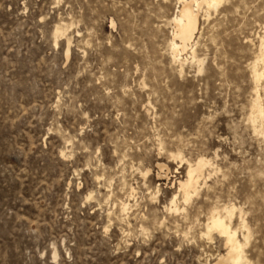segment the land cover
<instances>
[{
	"label": "rangeland",
	"instance_id": "rangeland-1",
	"mask_svg": "<svg viewBox=\"0 0 264 264\" xmlns=\"http://www.w3.org/2000/svg\"><path fill=\"white\" fill-rule=\"evenodd\" d=\"M179 2L0 0V264H227L226 239L205 234L229 205L264 264V135L248 119L264 0L203 7V63L189 48L184 73L169 56ZM200 157L211 176L186 204Z\"/></svg>",
	"mask_w": 264,
	"mask_h": 264
},
{
	"label": "bare ground",
	"instance_id": "bare-ground-1",
	"mask_svg": "<svg viewBox=\"0 0 264 264\" xmlns=\"http://www.w3.org/2000/svg\"><path fill=\"white\" fill-rule=\"evenodd\" d=\"M180 7L179 11L176 12L177 15L172 19V24L175 26V31L172 34L173 39H171V43L169 45V51L171 56V61L174 65H179L181 69V73H184L185 66L188 60L184 59V53H187L189 48L193 51L192 43L195 40V36L199 30V22H200V10L203 7H206V16L208 18L211 17V12L215 11L218 12L219 9L222 7L226 0H179ZM178 3V4H179ZM63 26H66L63 24ZM61 27V26H60ZM57 27L56 31V45H58V41L62 36H65L62 32V27ZM67 33V32H65ZM65 39V38H64ZM260 52L257 55L255 62H253L252 68V79L254 78L255 81V92H254V100L252 105V113L250 114V123L252 129L258 134L259 137L264 135V103L261 101L260 90L261 83L264 80V35L261 37V44H260ZM70 51H68L69 53ZM193 62H197L200 65L203 63V60H200L196 53L193 51L191 56ZM251 70V69H250ZM202 71V69L200 70ZM253 81V80H252ZM264 84V83H263ZM253 124V126H252ZM255 134V135H256ZM264 137V136H262ZM264 140V139H263ZM172 155V154H170ZM173 158H179L182 162H185L184 158L181 155H172ZM172 158V159H173ZM188 172L187 178L185 181H181L179 183L180 192H182L183 200L186 204H190L194 197L199 194L200 185L204 182L207 184V178L211 176V173H206V170L213 167V162L211 159L206 157H200L197 159L195 164H192L188 161ZM217 172H219L217 170ZM209 180V178H208ZM222 206V205H221ZM130 205L125 203H121V208L123 213L127 212L130 208ZM220 208V207H219ZM169 211L173 213H180L181 209L177 203V197L171 201V207L169 206ZM240 211L235 205H229L223 207V209L215 208L212 215L207 220L206 229L207 233L206 236L212 234V232H218L223 238L226 239V245L228 248L227 257L231 262V264H251L248 260L245 248L250 243L251 239V232L248 226V223L245 220L244 212L241 210L239 212V223H241L242 230L247 231L248 234H243V238L245 243L240 239L239 230L238 228H234L233 221L237 211ZM121 211V210H120ZM121 211V212H122ZM185 210H183L184 212ZM225 212L226 215H222ZM122 213V214H123ZM241 230V229H240ZM225 260L221 258L217 264H222V261ZM227 262V260H226ZM227 263V264H229Z\"/></svg>",
	"mask_w": 264,
	"mask_h": 264
}]
</instances>
